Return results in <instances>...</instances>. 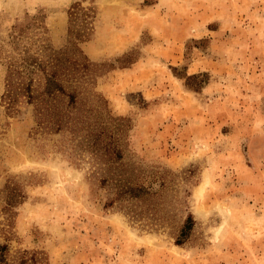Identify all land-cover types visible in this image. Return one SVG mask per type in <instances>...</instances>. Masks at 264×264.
<instances>
[{
  "label": "rangeland",
  "instance_id": "rangeland-1",
  "mask_svg": "<svg viewBox=\"0 0 264 264\" xmlns=\"http://www.w3.org/2000/svg\"><path fill=\"white\" fill-rule=\"evenodd\" d=\"M0 264H264V0H0Z\"/></svg>",
  "mask_w": 264,
  "mask_h": 264
},
{
  "label": "trees",
  "instance_id": "trees-1",
  "mask_svg": "<svg viewBox=\"0 0 264 264\" xmlns=\"http://www.w3.org/2000/svg\"><path fill=\"white\" fill-rule=\"evenodd\" d=\"M189 221H190V220H189ZM189 226H190V223H189V225H187V226H186V229H187V228H189ZM186 229H184V230H183V234H182V235H184V234H185V232H186Z\"/></svg>",
  "mask_w": 264,
  "mask_h": 264
}]
</instances>
